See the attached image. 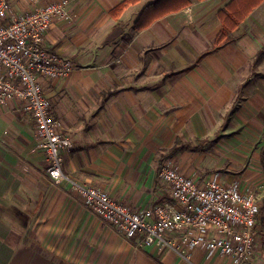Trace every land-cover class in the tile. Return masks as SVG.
Returning <instances> with one entry per match:
<instances>
[{
    "label": "crops",
    "instance_id": "1",
    "mask_svg": "<svg viewBox=\"0 0 264 264\" xmlns=\"http://www.w3.org/2000/svg\"><path fill=\"white\" fill-rule=\"evenodd\" d=\"M55 1L16 0L11 8L24 12ZM68 1L74 17L55 18L44 45L75 67L64 79L42 81L61 132L73 143L62 151L68 180L48 176L31 114L17 100L0 105V264H236L204 249L185 259L157 242L138 245L89 212L73 182L101 187L133 209L170 202L158 173L177 137L200 147L166 160L198 176L180 158L215 140L218 111L247 93L240 79L264 44V0L218 45L217 12L230 0H191L140 30L134 21L153 0L128 5L118 18L109 11L123 0ZM155 61L180 66L158 70ZM257 90L263 103L257 108H264V90ZM229 173L220 178L234 180ZM263 173L248 168L242 177L258 191ZM262 195L249 264H264Z\"/></svg>",
    "mask_w": 264,
    "mask_h": 264
},
{
    "label": "built area",
    "instance_id": "2",
    "mask_svg": "<svg viewBox=\"0 0 264 264\" xmlns=\"http://www.w3.org/2000/svg\"><path fill=\"white\" fill-rule=\"evenodd\" d=\"M69 1L49 2L16 12L9 0H0V105L17 100L34 122L38 147L46 156V172L55 182L68 180L62 170V151L73 147L61 132L59 119L42 88L43 79H64L74 63L47 49L44 37L55 18L69 19ZM162 188L170 202L133 209L112 198L105 189L73 182L83 204L92 213L138 245L160 243L185 259L204 249L249 264L255 255L254 227L259 203L240 179L230 182L217 174L186 175L171 160L159 167ZM182 231L176 239L172 233Z\"/></svg>",
    "mask_w": 264,
    "mask_h": 264
},
{
    "label": "rangeland",
    "instance_id": "3",
    "mask_svg": "<svg viewBox=\"0 0 264 264\" xmlns=\"http://www.w3.org/2000/svg\"><path fill=\"white\" fill-rule=\"evenodd\" d=\"M9 3L14 9L16 0H9ZM242 30L245 32L246 27ZM255 56L247 65L249 75L240 79L247 93H239L232 103L227 104L217 113L215 140L205 141L202 145L205 149L201 150L202 152H188L186 158L184 160L180 158V160L189 164L187 168L196 170L199 175L213 173L226 178L225 174L232 172L228 175H235V179H240L243 186L250 187L255 198L258 199L264 194V185L260 190L255 191L254 187L242 177L243 172L248 168L255 172L263 173L264 171L261 162L264 156V108H257L258 105L263 104L257 103L261 97L257 89L264 90V60L257 61ZM161 62L155 61L158 64L155 69L180 66L178 62L171 61L169 67H164ZM246 95L248 101L251 103H253L252 100L254 101L255 106L242 99V96ZM193 144L196 143L193 141ZM253 176L255 177L256 173ZM106 225L109 227L108 224Z\"/></svg>",
    "mask_w": 264,
    "mask_h": 264
},
{
    "label": "trees",
    "instance_id": "4",
    "mask_svg": "<svg viewBox=\"0 0 264 264\" xmlns=\"http://www.w3.org/2000/svg\"><path fill=\"white\" fill-rule=\"evenodd\" d=\"M138 0H123L110 9L109 13L112 17L118 18L123 10L130 4L137 2ZM263 0H230L223 9L217 12L218 18L221 21V29L216 36L215 44L218 45L232 30H234L247 16V14L256 6H258ZM191 0H153L147 3L138 14V17L134 21L133 27L137 30L147 27L154 20L168 14L175 12L181 8H184L190 4ZM210 51H206L207 54ZM264 56V44L257 51L255 59L261 60ZM264 77V76H263ZM197 144H200L199 140H195ZM200 145L194 147L191 142L184 141L182 138L177 137L172 147L168 152L161 157V163L175 156L176 154L190 149H198ZM261 162L264 168V156H262ZM260 211V209H259Z\"/></svg>",
    "mask_w": 264,
    "mask_h": 264
}]
</instances>
